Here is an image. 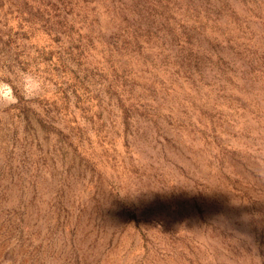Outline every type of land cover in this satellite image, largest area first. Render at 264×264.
I'll list each match as a JSON object with an SVG mask.
<instances>
[{
    "label": "rangeland",
    "instance_id": "374dc122",
    "mask_svg": "<svg viewBox=\"0 0 264 264\" xmlns=\"http://www.w3.org/2000/svg\"><path fill=\"white\" fill-rule=\"evenodd\" d=\"M0 79V264H264V0H0Z\"/></svg>",
    "mask_w": 264,
    "mask_h": 264
},
{
    "label": "clouds",
    "instance_id": "9594fccd",
    "mask_svg": "<svg viewBox=\"0 0 264 264\" xmlns=\"http://www.w3.org/2000/svg\"><path fill=\"white\" fill-rule=\"evenodd\" d=\"M42 82L35 76L25 73L21 83L22 94L26 100L34 99L38 96L41 90ZM18 97L16 96L12 85L0 79V105L11 106L18 103Z\"/></svg>",
    "mask_w": 264,
    "mask_h": 264
}]
</instances>
